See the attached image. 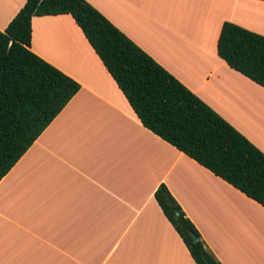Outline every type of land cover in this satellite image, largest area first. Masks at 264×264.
Returning <instances> with one entry per match:
<instances>
[{
    "label": "crops",
    "instance_id": "crops-1",
    "mask_svg": "<svg viewBox=\"0 0 264 264\" xmlns=\"http://www.w3.org/2000/svg\"><path fill=\"white\" fill-rule=\"evenodd\" d=\"M84 1L264 154V89L216 55L223 22L264 37V0ZM29 51L79 89L0 179V264H195L160 184L219 264H264V208L143 128L69 15Z\"/></svg>",
    "mask_w": 264,
    "mask_h": 264
},
{
    "label": "trees",
    "instance_id": "trees-1",
    "mask_svg": "<svg viewBox=\"0 0 264 264\" xmlns=\"http://www.w3.org/2000/svg\"><path fill=\"white\" fill-rule=\"evenodd\" d=\"M64 14L143 128L264 208V154L84 0H25L0 31V179L79 89L29 51L30 19ZM216 55L264 89L263 36L223 22ZM153 197L193 262L219 264L164 185Z\"/></svg>",
    "mask_w": 264,
    "mask_h": 264
},
{
    "label": "water",
    "instance_id": "water-1",
    "mask_svg": "<svg viewBox=\"0 0 264 264\" xmlns=\"http://www.w3.org/2000/svg\"><path fill=\"white\" fill-rule=\"evenodd\" d=\"M189 236L193 241L197 240V238L192 233H190ZM202 259H203L205 264H216V262L210 256H208L204 253L202 254Z\"/></svg>",
    "mask_w": 264,
    "mask_h": 264
}]
</instances>
